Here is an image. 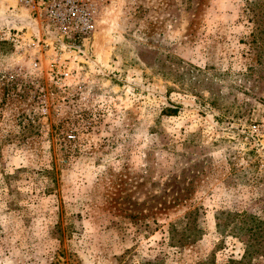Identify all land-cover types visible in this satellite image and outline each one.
I'll return each mask as SVG.
<instances>
[{"label": "rangeland", "instance_id": "rangeland-1", "mask_svg": "<svg viewBox=\"0 0 264 264\" xmlns=\"http://www.w3.org/2000/svg\"><path fill=\"white\" fill-rule=\"evenodd\" d=\"M92 1L0 0V264H264V0Z\"/></svg>", "mask_w": 264, "mask_h": 264}, {"label": "built area", "instance_id": "built-area-1", "mask_svg": "<svg viewBox=\"0 0 264 264\" xmlns=\"http://www.w3.org/2000/svg\"><path fill=\"white\" fill-rule=\"evenodd\" d=\"M19 1L38 22L41 35L52 43L58 42L65 48L73 47L71 44L75 43L84 47L92 43L96 27L92 0Z\"/></svg>", "mask_w": 264, "mask_h": 264}]
</instances>
